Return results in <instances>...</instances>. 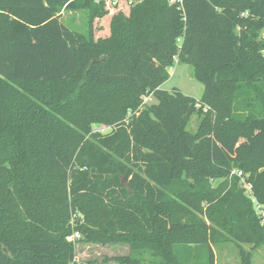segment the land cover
<instances>
[{
	"label": "trees",
	"instance_id": "obj_1",
	"mask_svg": "<svg viewBox=\"0 0 264 264\" xmlns=\"http://www.w3.org/2000/svg\"><path fill=\"white\" fill-rule=\"evenodd\" d=\"M176 60L199 100L161 88ZM253 199L264 0H0V264H99L76 260L75 232L128 244L124 264H216L213 246L264 244Z\"/></svg>",
	"mask_w": 264,
	"mask_h": 264
},
{
	"label": "rangeland",
	"instance_id": "obj_2",
	"mask_svg": "<svg viewBox=\"0 0 264 264\" xmlns=\"http://www.w3.org/2000/svg\"><path fill=\"white\" fill-rule=\"evenodd\" d=\"M108 18V17H107ZM96 20L94 23L95 36H104L108 34V20ZM62 21L71 29L78 33H87L89 29V15L86 11L72 8L66 9L62 14ZM193 67L179 63L176 60L175 65L169 69L170 79L165 82L161 88L172 91L178 89L184 95L199 100L202 97L204 86L194 78ZM153 96H148L145 103L150 105L155 103ZM198 117L194 116L189 128L194 129L197 126ZM95 130H104V126L95 125ZM217 182H215L216 184ZM214 247L216 264H242L243 254L251 255V264H264V244L260 247L233 242L220 244ZM76 260L78 262L96 261L99 264H124L126 258H131V248L128 244H107L100 245L82 241L81 237L76 239Z\"/></svg>",
	"mask_w": 264,
	"mask_h": 264
},
{
	"label": "built area",
	"instance_id": "obj_3",
	"mask_svg": "<svg viewBox=\"0 0 264 264\" xmlns=\"http://www.w3.org/2000/svg\"><path fill=\"white\" fill-rule=\"evenodd\" d=\"M142 0H129L130 4H136L141 2ZM108 129L107 127H104V130ZM232 174L237 175L238 177L241 178V185L245 189L246 195L251 196L252 195V186L251 184L247 181V176L243 174L242 171H234ZM254 202V208L255 212L258 216V218L261 221L262 226H264V205L260 204L257 202L255 199H253ZM80 234L78 232H75L74 235L70 238V240H76L77 238H80Z\"/></svg>",
	"mask_w": 264,
	"mask_h": 264
},
{
	"label": "water",
	"instance_id": "obj_4",
	"mask_svg": "<svg viewBox=\"0 0 264 264\" xmlns=\"http://www.w3.org/2000/svg\"><path fill=\"white\" fill-rule=\"evenodd\" d=\"M126 184V183H125Z\"/></svg>",
	"mask_w": 264,
	"mask_h": 264
}]
</instances>
